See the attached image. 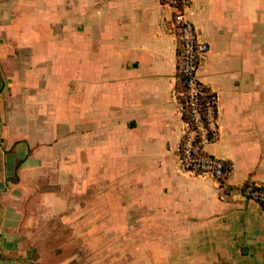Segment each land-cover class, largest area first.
<instances>
[{
	"label": "crops",
	"instance_id": "1",
	"mask_svg": "<svg viewBox=\"0 0 264 264\" xmlns=\"http://www.w3.org/2000/svg\"><path fill=\"white\" fill-rule=\"evenodd\" d=\"M183 12L209 46L198 77L214 96L207 152L221 179L179 162L174 10L0 0V264H45L23 222L35 205L69 213L64 232L89 256L105 250L101 264H264V208L244 195L264 186V0H187Z\"/></svg>",
	"mask_w": 264,
	"mask_h": 264
},
{
	"label": "built area",
	"instance_id": "2",
	"mask_svg": "<svg viewBox=\"0 0 264 264\" xmlns=\"http://www.w3.org/2000/svg\"><path fill=\"white\" fill-rule=\"evenodd\" d=\"M159 1L174 10L173 27L182 45V73L186 78L188 118L179 149L180 165L188 173L221 179L226 173L224 161L207 152V147L217 138L216 105L214 101L203 103L204 93L198 77L209 46L199 39L194 25L184 15L183 8L187 0ZM244 195L264 208V186L247 185Z\"/></svg>",
	"mask_w": 264,
	"mask_h": 264
},
{
	"label": "rangeland",
	"instance_id": "3",
	"mask_svg": "<svg viewBox=\"0 0 264 264\" xmlns=\"http://www.w3.org/2000/svg\"><path fill=\"white\" fill-rule=\"evenodd\" d=\"M25 214L23 222L25 226H28L31 231L30 233H32V237L37 238L40 242L46 243L44 244L43 250H39L40 253L43 254L45 264H57L68 257L76 259L73 262H77L76 264H81L83 260H87L86 264H101L100 259L105 257L101 256V254L105 253V250L93 249L91 251L92 256H89L88 250L85 253L77 248L78 246L76 243L81 242V240L83 242L82 234L76 233L72 235L68 232H64L66 227L70 224L69 218L66 217L69 213H41L38 205H35L32 209L30 208L29 213ZM97 214L98 218H94L93 226L97 222L100 223V213ZM129 220L133 223L134 219L132 214L129 215ZM75 222L76 221L73 219L71 220V224H74V226H83L85 224V219L81 216L77 219V224ZM37 230L38 234H36ZM93 236L96 239L100 238L99 234H94ZM108 240L115 241V234H110ZM109 252H113L115 257V250ZM90 257L93 258L90 259ZM112 264H115V262Z\"/></svg>",
	"mask_w": 264,
	"mask_h": 264
},
{
	"label": "trees",
	"instance_id": "4",
	"mask_svg": "<svg viewBox=\"0 0 264 264\" xmlns=\"http://www.w3.org/2000/svg\"><path fill=\"white\" fill-rule=\"evenodd\" d=\"M177 80H178V87H177V94L178 97L183 104V118L187 119L188 118V113H187V107H186V100H187V95H186V78L184 77L182 73V45L180 40L178 39V66H177ZM202 91H203V103L210 102L214 100V96L209 95L206 93L204 90V87L202 85Z\"/></svg>",
	"mask_w": 264,
	"mask_h": 264
}]
</instances>
